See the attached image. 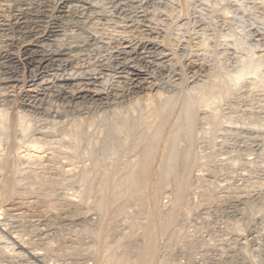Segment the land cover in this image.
<instances>
[{"label": "rangeland", "instance_id": "1", "mask_svg": "<svg viewBox=\"0 0 264 264\" xmlns=\"http://www.w3.org/2000/svg\"><path fill=\"white\" fill-rule=\"evenodd\" d=\"M154 5L134 24L112 13L106 20L86 21L80 35L96 37V43L67 57L68 66L41 75L22 62L24 36L0 35V51L17 64L16 81L0 76L5 127L0 137L8 139L6 149L1 147L7 155L6 168H0V264H107L116 238L124 237L115 246L118 252L142 249L150 222L156 224V253L147 264H264V0H157ZM12 17L11 8L1 5L0 27ZM140 38L158 46L139 57L142 69L153 75H142L148 86L143 95L159 94L160 104L175 106L181 96H196L193 162L177 165L179 171L191 166V176L177 204L178 180L163 181L159 150L139 195L125 198L119 213L103 216L96 209V184L109 174V194L117 186L143 106L124 98L69 106L54 97L52 82L61 74L100 71L113 61L114 50H136ZM118 78L106 76L102 88H123ZM72 85L67 89H76ZM29 138L43 147L19 143ZM179 173L178 179L186 175ZM174 204L176 223L163 232L159 212L168 216Z\"/></svg>", "mask_w": 264, "mask_h": 264}, {"label": "bare ground", "instance_id": "2", "mask_svg": "<svg viewBox=\"0 0 264 264\" xmlns=\"http://www.w3.org/2000/svg\"><path fill=\"white\" fill-rule=\"evenodd\" d=\"M156 1L157 0H0V6L7 5L11 8L13 12L12 19L9 20L7 23H4L3 27H0V35L2 36L4 35L3 37H5V35H8V36L11 35L13 37L14 35L24 36L27 41L26 46L24 48L26 60H23L22 62H25V64H27V66L29 65V67L31 66L32 71H34L35 75H38V74L41 75V73L46 72L47 70L52 69L54 67L63 68L64 66L65 67L68 66L71 61L67 57L81 54L82 51L89 49L90 47H92L93 44L96 43L95 42L96 37H93V36L91 37L88 34L81 36L84 33L83 24L86 21L88 22L89 20H92L93 18L94 19L95 18L105 19L112 13V15L114 14L116 18L122 17V20H123V17H124L129 22L131 21V23L133 22L134 24V22L137 23V20L144 21V19L147 18L150 7L153 6ZM77 37H80V38L77 39ZM138 42H140V44L138 43L139 46L136 48V50L133 49L132 51L131 47H130L131 48L130 50H127L125 49L124 46L122 47L120 46L121 49L119 48V49L114 50L113 53H111L112 57H114V59L112 58L113 61H111L112 60L111 59L110 60L111 62H107L105 65L106 67L105 68L101 67L102 69H100V71L94 70L92 73L91 72L90 73L89 72L87 73L75 72V73H70L72 74L70 76L66 74L62 76L61 74V76L57 77L53 82L51 81L52 84L53 85L55 84V87H56V90L52 92L54 97L57 99H60L58 101H61V103L63 104L65 103L69 104V106L70 104L80 103L82 101L86 103H93V104L94 103L108 104L110 100H117V98H119L120 100L124 98L123 101H126V100H130L131 102L135 101L133 104H136V105L142 104L143 106V109L141 108L137 113L138 117L135 115L136 121L134 122L136 123H134V129L136 128L137 130L135 133L137 132L138 133L134 137L133 136L134 132L133 134L130 132L132 134L131 135L132 138L134 137L135 139H133L132 142L130 141L132 143V147L131 148L128 147V149L126 148L127 152L129 148L135 152V153L130 152L131 150L128 152L129 154L134 153V157L133 155L131 156L129 154L128 156L125 155L126 158H124L120 162L121 166L126 171L125 172L123 171L124 173L119 174L121 177L119 178V181L117 182V186L115 187V189L112 190L111 192L112 194H109V191L107 190V187H106L107 185L106 180H108L109 174L105 175L104 174L105 172H104L102 173V175L104 174V176H100L101 178H99V180L97 179L99 182H97L98 184H96V187H97V190L99 188L98 190L99 193L98 195L96 194V198H97L95 201L96 209L99 211L100 215H103V216H106V214L109 215L110 213L109 210L112 211L110 213L111 216L113 213L114 214L119 213L121 209L123 208V204H124L123 202H126L124 200L135 198L137 197V195H139L138 192L141 187L140 186L141 181H143L149 176L150 174L149 166L153 165L155 158H157L155 155L157 151L159 150L161 153L159 155L161 156L159 163L161 166H163V170H162L163 171V177H162L163 181L167 183L168 181H170V179L178 180V183H177L178 187L174 183L176 190L178 189V192L176 193L177 195L175 194L177 204L179 203V200L182 198L181 191L183 192L182 189L184 188V184L186 183L187 185L188 183L187 181L190 180L188 175L191 173L190 168H189L191 166H188V168L182 167L184 168L183 171L185 172L186 175H182V176L180 175L181 176L180 178H183V179L179 178L180 180H182V181H179L178 173L180 171L181 172L183 171L177 170L179 168V166L177 167V165H179L180 163H182L183 165L184 162L187 163V165H190L189 163L193 162V161L190 162V158L192 157L191 155V145H192L191 135L193 133V130L195 129L194 125L196 122V118L198 117L197 116L198 111L196 108L197 102H195V99L193 100V98H195L196 96L195 97H191L192 95L191 96H181L182 98L179 101V105L178 103L176 104V106L171 105L169 102V104L171 105L170 106L164 103L160 104L162 102V99L161 97H159L160 96L159 94L155 96H152L153 94L149 96L150 95L149 93H148L149 95L147 94L146 96L143 95L144 91L147 89L148 86L146 84L147 82H144V80L142 79V75L147 74L149 79L152 78L153 75H151L152 73L151 71L150 73L149 70L142 69L141 65H139L141 62L139 57L142 58L143 56H146V55L150 56L151 52H153V50H156L158 46L155 45L156 43H154V41L151 38H144V39L142 38V40ZM125 54H128L130 56L127 57ZM13 61L14 60L9 59L6 52L4 54L3 52L0 51V76L3 77L4 80H7L9 82H13L17 80L16 78L17 64H14L15 62ZM9 67H13V69ZM104 70L105 71L109 70L111 73L107 74L105 73ZM106 76L107 77L111 76L114 78H118V77L123 78V81H122V83L124 82L123 88L121 87L118 88L117 85H111L110 87L108 86L107 89L106 87L102 88L103 80H105L104 78ZM31 81H35V80L31 78ZM70 83L74 84L72 86H75L76 89L68 90L67 85H70ZM43 93L44 92H42V95ZM201 100L203 99L200 98V101ZM206 108H207V105H206ZM134 111L137 112V110H134ZM1 122H4V120ZM0 125H1L0 126L1 128L0 132H1V130L2 129L4 130L5 127H2L4 126L2 123H0ZM7 132L5 131L4 133L7 134ZM5 139L6 141L8 140L7 138L3 136L0 137V148L3 147V145L5 144L7 145V143L5 142ZM33 140H30L29 138V140H27L28 143L27 141H23V142L20 141L19 143L22 145L25 143L27 146H32V147L37 146V148L43 147L41 145L42 142L39 141V139L37 141L35 140L33 141ZM183 140L187 142H184ZM59 144L60 143H58V145ZM127 146H131V144ZM3 148L4 150L6 149L5 147ZM3 148H1L0 150V168L1 169L5 167V164H4L6 162L5 154L7 155V152L5 154H4L5 151L2 152ZM35 150H36V147H35ZM18 156L20 155L18 154ZM30 156L28 157L29 159H30ZM18 160H21V159H18ZM7 165L10 166V164H7ZM19 168H22V166L20 165ZM10 169L12 170L11 172L16 171V170H13L12 167H10ZM29 169L31 168H28V170ZM27 171L25 169V172ZM119 171L121 172L120 169ZM181 174H184V173H181ZM106 176H107V179H105ZM67 201L71 204H74L72 201H69V200ZM175 204L173 205L174 209H172L173 208L172 206L170 210H167L168 216L166 215L164 217V213H162L161 211L159 212V214H161V217H162L161 218L162 220L159 224V229H161L163 232H165L166 230L168 231L169 226H171L172 222H175L177 218L178 213L176 214ZM165 214H166V211H165ZM109 220L105 221V223L107 222L106 223L107 226H110V224L108 223ZM155 227H156L155 222H150L148 224L149 236L148 238H145L142 249H138L137 251L131 250V251L118 252L117 249L119 246L118 247H115V246L121 244L120 242L122 238L124 237L116 238L115 244L109 245L110 246L109 248L107 247L109 249V252L107 254L108 257L106 256L107 258L105 259L106 263L107 264H147L148 261L152 259L151 257L155 255L156 253L155 246H154L155 245L154 235L157 232V230L155 229ZM173 232L174 231L172 230V233Z\"/></svg>", "mask_w": 264, "mask_h": 264}]
</instances>
